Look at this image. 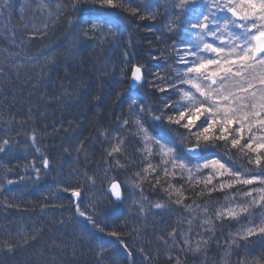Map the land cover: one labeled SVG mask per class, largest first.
Instances as JSON below:
<instances>
[{"label": "trees", "instance_id": "16d2710c", "mask_svg": "<svg viewBox=\"0 0 264 264\" xmlns=\"http://www.w3.org/2000/svg\"><path fill=\"white\" fill-rule=\"evenodd\" d=\"M147 2L131 0L132 7L141 9L132 15L102 0H0V145L9 141L7 150L0 152V264H174L178 255L182 264H240L245 253L249 264L261 261L264 237L244 240L236 234L252 221L264 226V208L254 206L250 215L238 220L216 221L214 214L226 203V195L264 185H235L200 196L196 193L204 185L188 183L185 170L184 179L177 176L174 183L183 185L184 205L189 207L173 203L175 195L170 199L161 186L153 188L155 177L142 184V192L132 186L146 161L135 128L122 127L123 119H132L130 97L146 110L163 108L161 101L169 97L179 99L171 91H156L152 82L158 75L174 76V68L182 67L176 63L173 44L187 38L183 27L174 32L166 27L172 19L185 18L176 16L179 0H156L154 18L143 11ZM98 18L111 19V31L105 26L104 34L85 36ZM20 54L26 59H15ZM132 64L144 67L145 82L136 90L127 85ZM144 119L149 132L174 146L189 166L219 159L248 176L258 171L221 141L204 147L193 159L186 148L194 141L182 142L184 129L157 123L147 111ZM117 133L126 138V155H119L125 167H116L115 159L109 158L111 167L105 162L109 139ZM45 157L48 169L43 168ZM152 162L159 163V156ZM33 165L41 169L39 176ZM209 171L204 169L203 175ZM113 181L121 186L120 203L107 194ZM71 189L81 192L77 203ZM157 202L164 207L154 208ZM77 204L95 224L77 213ZM205 206L213 216L214 232L199 227ZM189 218L191 235L208 240L200 252H181L168 236L177 228V243L182 245L180 234L187 232ZM252 239L256 245L248 244ZM5 240L15 245L12 251L5 250Z\"/></svg>", "mask_w": 264, "mask_h": 264}, {"label": "snow or ice", "instance_id": "6c2138e0", "mask_svg": "<svg viewBox=\"0 0 264 264\" xmlns=\"http://www.w3.org/2000/svg\"><path fill=\"white\" fill-rule=\"evenodd\" d=\"M102 3L113 8L124 7L130 10L132 15H137L141 11L140 8L131 6V0H102ZM155 3L156 0H148L143 6V11L153 18ZM174 6L177 9L176 16L185 18L172 19L166 27L170 32L183 27V32L186 34V39L174 41L173 44V50L178 57L176 63L182 67L174 68V76L158 75L152 86L161 93L171 91L173 94H179V99L172 100L169 97L167 102L161 101L163 108L153 110L148 107L146 110L135 97H130L132 119L131 121L127 118L123 119L122 127L127 128L131 125L135 128L133 135L140 138L142 159L146 161L145 167L134 174L136 179L132 186L140 188L142 192V184L151 182L155 177L153 188L161 186L170 199L175 195L176 199L172 201L173 203L184 205L186 197L183 185L176 187L174 181L177 176L184 179L185 170H187L188 183L195 181V185H204L203 189L196 193L200 196L205 191L210 195L213 191H224L235 185L256 183L264 185V0H179ZM105 26L111 31L114 26L113 21L98 18L92 22L91 29L86 30L84 35L91 37L97 31L104 34ZM130 73L132 84L142 86L145 82L143 65L132 64ZM124 74L127 75V71ZM145 111L157 123L175 125L184 129L187 135L181 136L182 142L188 139L194 141L186 149L188 153H199L204 147L214 146L217 141L230 143L231 148L236 149L242 157H247L248 164H254L258 171L248 176L240 169L228 166L219 159H203L198 165H187L176 154L174 146L162 136L150 133L145 127ZM101 135L108 134L102 132ZM32 140L35 145V133L32 134ZM8 144L9 141L4 140L3 145H0V152L6 151L5 146ZM125 144L126 138L119 133L112 136L109 139L110 146L105 149V162L109 163L111 158L115 159L116 167H125L119 159V155H126ZM36 150L40 152L39 148ZM157 156L159 163H153ZM42 163L44 169L50 167L47 157ZM109 166L112 165L109 163ZM33 167L39 176L41 169L35 165ZM204 169H210L206 176L203 175ZM85 175L87 176L86 173ZM87 179L95 182L94 177L88 176ZM214 180H217L218 184H214ZM8 183L12 181L9 180ZM163 184L167 187H163ZM120 188V184L116 181L109 186L117 201L123 198ZM71 195L79 197L81 192L79 189H71ZM225 200L224 205L216 208L214 219L238 220L250 215L254 206L264 208V187L249 188L247 191L240 189L231 196L226 195ZM153 207L161 209L164 205L157 202ZM76 211L95 224L92 217L81 210L79 204ZM141 211H144L143 206ZM202 211L204 218L199 225L201 232H214L215 224L213 216L208 214V207L205 206ZM186 222L187 232L180 234L182 245L177 243V228H173L168 234L173 241L172 246L179 247L184 253L200 252L206 248L208 240L202 235L198 240L191 235L193 218H189ZM251 225L236 235L244 240L257 234L264 237V226L257 225L255 221H252ZM110 235L115 236L117 233L112 232ZM32 238L35 239V236ZM160 239L167 243L164 237ZM27 242L24 241L25 244ZM234 243L235 238L231 241L229 249ZM3 244L7 251H12L15 247L7 240L3 241ZM229 254L230 252L226 251L225 255ZM172 259L169 256V260ZM261 261H264V254L261 256ZM261 261H253L252 264H261ZM174 264H182L179 255L175 258ZM240 264H249L247 253Z\"/></svg>", "mask_w": 264, "mask_h": 264}, {"label": "rangeland", "instance_id": "374dc122", "mask_svg": "<svg viewBox=\"0 0 264 264\" xmlns=\"http://www.w3.org/2000/svg\"><path fill=\"white\" fill-rule=\"evenodd\" d=\"M199 153H200V152H199ZM11 180H14V179H11ZM12 182H13V181H12ZM111 183H112V182H111ZM111 183H110V184H111ZM10 184H11V183H9V185H10ZM108 190H109V189H108ZM108 190H107V194H108ZM121 193H122V190H121ZM109 196H111V197L113 198V201H114L115 203H120V202H116V201H115L113 195H110V194H109ZM72 197H73V196H72ZM122 197H124V196L122 195ZM80 198H81L80 196H79V197H73V201L77 203V201H79ZM122 199H123V198H122ZM120 201H121V200H120ZM248 244H250V245H252V244L256 245L257 243L255 242V240L252 239ZM248 244H247V245H248Z\"/></svg>", "mask_w": 264, "mask_h": 264}, {"label": "water", "instance_id": "95a60500", "mask_svg": "<svg viewBox=\"0 0 264 264\" xmlns=\"http://www.w3.org/2000/svg\"><path fill=\"white\" fill-rule=\"evenodd\" d=\"M131 75V74H130ZM129 86H131V89H137V87H140V85H134V84H132V82L131 81H129ZM186 153H188L187 151H186ZM188 154H190L191 155V157H198L199 156V153H195V154H192V153H188ZM120 190H121V188H120ZM112 195V193H111V191L110 190H108V195ZM114 197V196H113ZM114 199H115V197H114ZM115 201L116 202H120V201H117L116 199H115Z\"/></svg>", "mask_w": 264, "mask_h": 264}, {"label": "bare ground", "instance_id": "6f19581e", "mask_svg": "<svg viewBox=\"0 0 264 264\" xmlns=\"http://www.w3.org/2000/svg\"><path fill=\"white\" fill-rule=\"evenodd\" d=\"M21 55V54H20ZM20 55H17L16 57H15V59H22V60H25L26 58H24V56H22L21 55V57H20ZM23 57V58H22ZM131 74V73H130ZM129 74V75H130ZM27 80V79H26ZM129 81H130V78L128 79V86H129ZM140 87H141V85H140ZM129 88L131 89V86H129ZM138 88V87H137ZM132 90H136V89H132ZM187 149V148H186ZM187 151V150H186ZM188 156H190L191 157V155L190 154H188V153H186ZM193 158V157H192ZM194 159V158H193Z\"/></svg>", "mask_w": 264, "mask_h": 264}]
</instances>
